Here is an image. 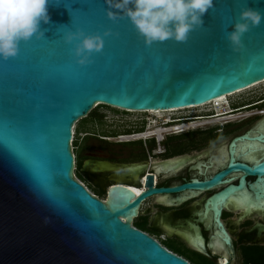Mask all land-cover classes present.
<instances>
[{"label": "water", "instance_id": "1", "mask_svg": "<svg viewBox=\"0 0 264 264\" xmlns=\"http://www.w3.org/2000/svg\"><path fill=\"white\" fill-rule=\"evenodd\" d=\"M114 2L66 0L64 6L53 0L51 21L42 25L45 38L22 41L17 56L0 57V264H191L131 224L145 200L186 191L194 197L221 188L201 203L200 215L218 227L209 247H233L221 219L225 209L242 212L239 220L228 219L235 232L247 218L264 235V223H258L259 217L264 221V116L235 133L243 134L231 141L228 157L223 150V169L209 179L155 187L149 176L139 195L119 183L103 201L75 178L73 126L99 104L190 107L264 81V21L243 35L239 49L227 38L240 12H264V0H215L203 27L186 42L151 45ZM69 29L99 34L105 47L80 65L75 42L64 40ZM147 51L152 61H146ZM235 134L222 140L224 147ZM114 168L108 161L84 164V170ZM163 201L172 204L166 196ZM187 237L209 255L200 232Z\"/></svg>", "mask_w": 264, "mask_h": 264}, {"label": "flooded vegetation", "instance_id": "2", "mask_svg": "<svg viewBox=\"0 0 264 264\" xmlns=\"http://www.w3.org/2000/svg\"><path fill=\"white\" fill-rule=\"evenodd\" d=\"M261 101H264V98L251 102V104ZM263 103L251 109H241L235 112L242 113L245 111L250 113L255 110L257 112H259V110L264 111V107L261 106ZM224 105L216 108V111L222 114V116H218V119H212L207 122L202 120V122H200L180 121V119L172 118L173 120L169 119L170 123H168L167 126L171 128L168 129H173L176 126L189 125L194 122H198L201 126H205L211 121L218 122L219 119L226 117L228 114H233L231 113L232 111L229 110L230 107L227 109ZM245 105L246 104L237 107L241 108ZM221 107H223V109H220ZM250 114V116H252L253 113ZM93 120L96 122L100 119L95 116ZM153 121L151 119L139 123L133 122L128 125L129 123L123 118V130L121 131H85L83 144L78 152L80 161L79 166L78 161L76 164V179L82 183L87 190L103 201L107 199L108 189L119 183L135 191L139 188L143 190L149 176L153 177L152 182L155 187H175L184 183H189L194 179L202 181L209 179L212 175L223 169V150L228 157V146L231 141L243 134H235L226 144L227 147H224L225 141L220 142L219 140L223 139V137L227 136L229 133L218 132L217 130L222 128L218 125H206V129H211L207 132H191V129L176 132L171 130L165 131L168 129L160 128L163 129V131H161L159 136L158 129H152L161 124V122H165L166 119L157 120L158 123L156 120ZM89 123L92 124L93 122ZM154 123H157V125L152 129H148ZM217 124L221 125V123ZM201 126L198 127L200 128ZM198 127L192 129H197ZM91 160L108 161L113 163L115 168L106 171L93 169L84 170L85 162ZM248 179L254 178L249 177ZM220 189L221 188H216L205 191L194 197H189L188 191L171 195L153 196L143 202L142 207L139 209V215L131 224L133 227L155 238L168 250L170 249L163 244L159 238L150 234V231L147 230L148 228L152 229L155 233H159V236L163 234L166 235L167 238L162 240L165 242L168 241L170 236L179 237L190 248L197 252L200 251L192 246L187 234L190 233L194 236L200 232L207 243V251L209 253L207 256L212 259L214 264H223V260L225 259L228 260V264H240V254L242 257L241 246L244 244L264 245V235L262 237L258 236L257 230L254 229L256 223H254V225L250 227L245 226V229L240 235L236 236L233 224L228 220L230 218V210L225 209L222 212L221 219L231 235L233 247L228 250H224L223 248L218 249L215 246L209 247L210 236L212 233L218 231V227L214 226V223H211L212 221L210 218L200 215L202 209L201 203L207 196H210ZM105 194L107 195L105 196ZM165 196L172 201V204H167L163 201ZM178 198H180V201H178ZM147 201H149L150 204L147 205V207H143ZM166 208L169 210L164 213L163 210ZM241 215L242 212L238 215V220ZM172 252L188 260L179 252L174 250H172ZM242 264H244L243 258Z\"/></svg>", "mask_w": 264, "mask_h": 264}, {"label": "clouds", "instance_id": "3", "mask_svg": "<svg viewBox=\"0 0 264 264\" xmlns=\"http://www.w3.org/2000/svg\"><path fill=\"white\" fill-rule=\"evenodd\" d=\"M52 4L53 0H0V57L6 60L17 56L22 41L28 42L34 36L37 39L45 38L47 29L42 28V25L51 21L49 8ZM214 4L215 0H115L113 6L131 20L145 43L151 45L170 39L186 42L192 31L203 27V17L213 9ZM262 21L264 12L245 7L240 12L239 21L232 25V30L227 36L234 49H239L242 46L243 35L252 27H258ZM64 40L68 44L75 42L74 55L80 65L90 63L92 53L102 51L105 43L103 36L86 34L82 29L67 30L64 33ZM263 102L246 103L241 108L229 107L231 113H234L241 109H251ZM198 120L209 121L206 118L180 119ZM168 123L170 121L166 119V122H161L152 130L171 128L167 126Z\"/></svg>", "mask_w": 264, "mask_h": 264}, {"label": "rangeland", "instance_id": "4", "mask_svg": "<svg viewBox=\"0 0 264 264\" xmlns=\"http://www.w3.org/2000/svg\"><path fill=\"white\" fill-rule=\"evenodd\" d=\"M264 98V83L249 89L245 90L241 93L235 94L233 96H228L222 101L225 102V108L231 106L233 109L234 107L246 104V103H251L257 100H261ZM222 101H219V103H222ZM214 104L212 106H207V107H200V108H192V109H185L181 110L178 112L174 113H163L161 116L154 115L149 112H132V111H125L120 108H115L111 106H107L104 104H99L90 114L88 117L84 118L83 120H80L76 124L75 131V143H77V146H74V141L72 144V149H75V152L77 154V161H78V166H79V156L78 152L80 151L82 144H83V137L85 136V131L91 130L92 132H108V131H121L123 130V118L126 119L128 125L132 124L133 122H141V121H149L152 119L153 120H161V119H170L171 117L179 118V117H184V116H194V115H200V114H205L207 112L213 111ZM223 109V107H222ZM230 110V109H229ZM124 111V112H123ZM219 111V110H218ZM249 112H239L236 113L234 111L233 114L238 115V114H248ZM250 113H253L252 116H242L239 118H235L232 120H219L218 122H212L206 124L207 126L209 125H218L219 127H222L220 130H217L218 132H228L229 134L223 139L219 140L220 142L226 138L231 137L233 134L238 133L260 119L261 117L264 116V111L263 112H257L251 111ZM99 117L100 120L94 122L93 117ZM230 116V115H228ZM218 119V118H215ZM213 119V120H215ZM224 119V118H223ZM200 121V120H198ZM89 122H93L92 124ZM155 122V121H153ZM202 122V121H200ZM158 123V121H157ZM157 123L152 124L148 129H152L157 125ZM221 123V125L217 124ZM205 126H201L200 128L198 127L197 129H191V132H207L210 131L208 128L206 129ZM214 129V128H213ZM141 189V188H139ZM105 192V191H104ZM107 194H105L106 196ZM150 202L147 201L143 207H147ZM168 208L164 209L163 212H168ZM241 213V210L237 211H229V216L232 220L237 218V215ZM255 220L252 219H245L243 223L239 224V230L235 232V235H239L241 230L245 228V226H252L254 225ZM258 223H264L261 217H259ZM148 224V223H147ZM147 230L150 231V234L155 235L157 238L160 239V241L163 244L169 243L173 247H175V250H178L185 254L186 258L193 264H214L212 259H210L206 254L197 252L190 248L184 241L180 240L178 237H169L168 242L162 241L163 239H166V235H161L159 236V233H155L152 229L148 228ZM240 248V247H239Z\"/></svg>", "mask_w": 264, "mask_h": 264}, {"label": "bare ground", "instance_id": "5", "mask_svg": "<svg viewBox=\"0 0 264 264\" xmlns=\"http://www.w3.org/2000/svg\"><path fill=\"white\" fill-rule=\"evenodd\" d=\"M262 83H264V81H262V82H259V83H257V84H254V85H252V86H250V87H248V88H246V89H242V90H239V91H237V92H235V93H232V94H229V95H227V96H222V97H220V98H218V99H215V100H212V101H210V102H207V103H205V104H201V105H197V106H190V107H182V108H174V109H167V110H128V111H132V112H149V113H152V114H154V115H159V116H161L163 113H174V112H178V111H181V110H185V109H192V108H200V107H207V106H212L213 104L214 105H216V106H214V107H217L218 105H217V103L220 105L221 103H219V101H222L223 99H226L228 96H233V95H235V94H238V93H241V92H243V91H245V90H249V89H252V88H254V87H256V86H258V85H260V84H262ZM120 109H122V108H120ZM220 109H222V107L220 108ZM219 109V110H220ZM227 109H228V107H227ZM127 111V110H126ZM214 111H216V109L214 110ZM217 112V111H216ZM228 112V111H227ZM219 113V112H218ZM224 115V114H223ZM229 115V114H228ZM226 116V117H224V119L223 118H221L222 120H232V119H235V118H239V117H242V116H246V117H248V116H250L251 114L250 113H248V114H245V115H243V114H238V115H235V114H230V116ZM218 116H222V114H220V115H218ZM221 119H219V120H221ZM198 126H201V124H199L198 122H194V123H191V124H189V125H183V126H180V127H177V128H173V129H168V130H165V131H169V130H171V131H183V130H188V129H192V128H196V127H198ZM158 131V133H159V136H160V133H161V131H163V129H158L157 130ZM152 134H154V133H152ZM160 138V137H159ZM134 190V189H133ZM143 190H141V189H136V192H138L137 194L139 195L141 192H142Z\"/></svg>", "mask_w": 264, "mask_h": 264}, {"label": "trees", "instance_id": "6", "mask_svg": "<svg viewBox=\"0 0 264 264\" xmlns=\"http://www.w3.org/2000/svg\"><path fill=\"white\" fill-rule=\"evenodd\" d=\"M261 106L264 107V103ZM75 142L76 141H74V146H77V143H75ZM74 154H75L76 161H77V154L75 152V149H74ZM166 246L171 251L174 250L176 252H179L181 255L185 256V254H183L182 252L175 250V247H173L169 243H167ZM241 253H242V258H243L244 264H264V245H259V244L245 245L244 244L241 246Z\"/></svg>", "mask_w": 264, "mask_h": 264}, {"label": "snow or ice", "instance_id": "7", "mask_svg": "<svg viewBox=\"0 0 264 264\" xmlns=\"http://www.w3.org/2000/svg\"><path fill=\"white\" fill-rule=\"evenodd\" d=\"M56 3L61 4L62 2L64 3V6L68 3H66V0H55ZM105 35V34H104ZM107 36V35H105ZM244 46V45H243ZM104 47H105V43H104ZM145 57H146V61H152V52L151 51H147L144 53ZM45 186H47L48 183H50V181L47 180V178H45L44 180ZM49 193L51 194L52 190L49 188L48 189ZM135 191V190H133Z\"/></svg>", "mask_w": 264, "mask_h": 264}, {"label": "built area", "instance_id": "8", "mask_svg": "<svg viewBox=\"0 0 264 264\" xmlns=\"http://www.w3.org/2000/svg\"><path fill=\"white\" fill-rule=\"evenodd\" d=\"M166 122V121H165ZM75 127H76V125H74L73 126V139H72V143H73V141H74V139H75V135H76V131H75ZM73 150V149H72ZM74 153V152H73ZM74 158H75V168H74V170H76V164H77V161H76V157H75V154H74ZM76 178V177H75ZM124 220V219H123Z\"/></svg>", "mask_w": 264, "mask_h": 264}]
</instances>
